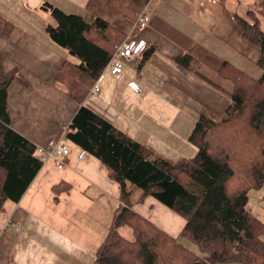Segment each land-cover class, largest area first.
<instances>
[{
    "label": "crops",
    "instance_id": "crops-1",
    "mask_svg": "<svg viewBox=\"0 0 264 264\" xmlns=\"http://www.w3.org/2000/svg\"><path fill=\"white\" fill-rule=\"evenodd\" d=\"M108 1L0 0V20L13 26L0 38V74H14L7 91L12 127L44 145L63 134L80 107L57 87L63 62L75 59L48 36V11L41 6L50 2L88 23L102 18L126 39L147 43V51L126 60L120 77L106 70L100 91L89 93L84 104L152 155L172 163L194 156L189 137L198 118L220 121L232 101L233 82L220 69L227 62L259 78V47L241 36L223 0H150V22L141 30ZM185 55L187 65L178 61ZM70 147L63 169L48 161L20 201H6L0 209V264H94L120 205L121 187L97 157L79 161L81 149ZM132 193L134 211L170 236L180 235L184 217L152 196L140 200L139 188ZM249 207L264 221V186L251 189ZM5 219L22 229L5 228Z\"/></svg>",
    "mask_w": 264,
    "mask_h": 264
},
{
    "label": "trees",
    "instance_id": "trees-1",
    "mask_svg": "<svg viewBox=\"0 0 264 264\" xmlns=\"http://www.w3.org/2000/svg\"><path fill=\"white\" fill-rule=\"evenodd\" d=\"M149 1L108 3L118 15L135 21ZM41 8L55 20L46 27L49 36L79 59L63 62L57 79V87L80 103L65 139L97 157L121 187L120 205L94 264H264V221L249 207L251 189L264 186V0H257L245 16L234 15L241 36L260 49L262 75L254 78L223 64L220 72L234 86L232 101L220 121L198 118L189 137L195 155L175 163L152 155L83 102L126 34L102 18L88 23L50 2ZM9 23L0 20V38L12 31ZM3 58L0 52V64ZM178 61L188 64L186 55ZM13 76L1 72L0 209L6 201L19 202L44 166L37 145L11 125L7 91ZM136 188L142 190L140 200L152 196L185 218L177 238L133 210Z\"/></svg>",
    "mask_w": 264,
    "mask_h": 264
},
{
    "label": "built area",
    "instance_id": "built-area-1",
    "mask_svg": "<svg viewBox=\"0 0 264 264\" xmlns=\"http://www.w3.org/2000/svg\"><path fill=\"white\" fill-rule=\"evenodd\" d=\"M148 4L149 2L143 5V9L137 14L135 19V26L138 30L146 28L150 22L151 15L147 6ZM146 45L147 43L145 40L127 38L120 46H118L117 51L106 68H109L110 72L117 78L120 77L123 73V59L140 56L146 51ZM104 75L105 71L100 74L97 83L92 86L89 93L95 94L100 91ZM137 88L140 90L139 87ZM67 128H65L66 130H64L59 138L51 139L46 144L37 146L38 157L44 164L48 161H53L57 169H63L66 166V158L71 153L70 144L65 140L66 132L68 130ZM77 155V159L81 161L87 157L88 151L81 149ZM4 223V226L7 229L12 228L15 231H20L22 229V225L19 222H11L10 219H5Z\"/></svg>",
    "mask_w": 264,
    "mask_h": 264
},
{
    "label": "rangeland",
    "instance_id": "rangeland-1",
    "mask_svg": "<svg viewBox=\"0 0 264 264\" xmlns=\"http://www.w3.org/2000/svg\"><path fill=\"white\" fill-rule=\"evenodd\" d=\"M224 2L223 3H225L226 4V6H227V8L230 10V11H232L233 12V14H239L240 16H245V14H246V12H247V10L250 8V7H253L255 4H256V1L257 0H223ZM72 11V10H71ZM45 12H47V11H45ZM69 12V11H68ZM73 12V11H72ZM48 14V16H49V21L48 22H46V23H54L55 22V20H54V18L52 17V15H51V13L50 12H48L47 13ZM261 28H263V30H264V17L262 16L261 17ZM49 34V33H48ZM49 36V35H48ZM49 37H51V36H49ZM57 44V43H56ZM57 45H59V44H57ZM64 49V48H63ZM65 50H67V49H65ZM75 60L73 61V62H79V59L77 58V57H73ZM127 59H129V58H124L123 59V66H124V64H125V62H126V60ZM106 70H109V68H106L105 69V71ZM0 80H1V74H0ZM50 162H52V161H50ZM57 194V193H56ZM88 194V193H87ZM55 195V194H54ZM101 200H99V201H97V206L98 207H100V205L102 204V202H100ZM49 207H50V205H49ZM89 251H90V245H87V247H86Z\"/></svg>",
    "mask_w": 264,
    "mask_h": 264
},
{
    "label": "bare ground",
    "instance_id": "bare-ground-1",
    "mask_svg": "<svg viewBox=\"0 0 264 264\" xmlns=\"http://www.w3.org/2000/svg\"><path fill=\"white\" fill-rule=\"evenodd\" d=\"M98 80V79H97ZM97 83V81L94 83V85Z\"/></svg>",
    "mask_w": 264,
    "mask_h": 264
}]
</instances>
